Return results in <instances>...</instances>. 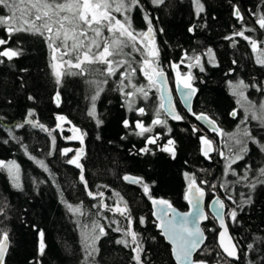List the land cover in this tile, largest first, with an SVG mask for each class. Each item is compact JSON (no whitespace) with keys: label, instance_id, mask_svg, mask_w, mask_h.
<instances>
[{"label":"snow or ice","instance_id":"obj_1","mask_svg":"<svg viewBox=\"0 0 264 264\" xmlns=\"http://www.w3.org/2000/svg\"><path fill=\"white\" fill-rule=\"evenodd\" d=\"M154 10H163L170 7L169 0H148ZM231 7V15L240 24V28L235 29L224 39L230 41V46L235 48L240 40L247 42L253 54V63L264 70V0L258 10H248V15L253 19L246 21L244 12L234 0H227ZM193 10L194 22L191 23L187 31L195 35L197 30L207 27L205 20L206 6L204 0H190ZM139 12L146 25V30H138L133 27V14ZM121 17V18H118ZM159 17L148 11L145 7V0H0V31H3L7 39L0 38V46L9 44L14 36L28 34L40 36L47 48L51 51L50 68L55 84L60 86L66 76L89 77L86 83L90 87L91 107L87 115L91 117L99 128L104 121L97 113L96 101L104 91V85L116 77V89L124 98L123 105L126 110L133 113L138 119L122 120L125 129L130 130L131 135H135L143 140V146L136 151L129 149L134 156L148 155L158 156L166 154L171 160L177 159L178 145L172 127L168 121L185 122L187 116L177 110V106L172 103L171 93L167 102L161 95L160 103L151 113L150 124H145L143 117L149 115L145 107L136 106V98L144 101L149 99V91L152 88L163 89L168 81L163 66L160 64L159 46L155 44V36L163 29L156 24ZM252 25V26H249ZM260 32L262 38H255L254 35ZM128 49V51H125ZM59 53V56L56 55ZM22 55V50L18 47H6L0 50V65L5 62L11 63ZM139 56V60H135ZM206 58V60L204 59ZM187 62V63H186ZM138 64L139 67H134ZM206 64L219 67L216 62V54L212 48H207L202 53L196 50L185 51L179 62H170L169 67L175 73L173 79L177 85V90L182 92L184 103L188 105L187 115L193 116L195 120L202 121L209 131L220 137V141L209 138L206 134L199 135L201 143V155L206 160H211L212 153H215L220 160L224 161L223 177H234L232 180H224L220 188L229 193L221 199L214 195L211 201L214 208L213 218L218 220L220 231L216 234L217 247H210L206 241L209 237L207 232H216V229L201 228L200 222L206 221L208 216L200 211V203L207 195V189H216L215 183H210L206 179H199L195 173L185 172L186 190L184 200L195 209L194 212L179 213L173 204L167 199L156 197L152 188L154 182H146L142 176L123 175V181L139 185L143 194L153 205V216L159 228L160 235L171 246V256L175 264H264V234L254 233L251 242L241 245L229 231V224L225 217L232 224H239L238 216L245 210L246 206L255 203L254 194L257 189L264 190V164L256 165L249 163L252 159L253 147L257 155L264 156V136L260 135L264 131V79L257 76L251 77V82L242 78L228 79L225 83L230 90V94L235 97L238 108H233L228 115L233 120H238L237 131L226 132L218 126L214 117L203 112L197 113L192 110L190 101L198 92L194 82L197 79L192 73V68L196 67L199 72L206 71ZM237 61L233 60L232 65ZM188 69L181 72V66ZM121 69H124L121 71ZM26 72L27 69H22ZM139 72L147 80L148 84L138 85L133 82V77ZM235 68H229L226 76L232 77ZM117 73L119 75L117 76ZM21 87H24L23 77ZM254 90L259 95L258 100L250 98L249 90ZM29 100L35 97L28 96ZM60 92L55 94L57 107L60 106ZM12 101L9 100L8 104ZM243 109V114L240 110ZM35 109L29 108L22 120L19 122L7 123L6 117L0 114V135H3L2 143L7 145L15 143L23 150L30 161H33L44 172L49 173V179L59 187L48 164L44 159H37L29 151V145L24 142L27 129H38L51 138L48 156H52L56 149L57 136L53 135L57 130L63 131V123L71 124V121L62 114H56V125L54 128L47 127L44 123L36 119ZM256 121L257 130L251 127V122ZM160 128L162 131H155ZM22 130V131H21ZM72 136L63 137L65 140L79 139L83 144L84 136L81 129L73 125ZM166 130V131H163ZM186 131L187 129H181ZM193 124L191 132L193 135L203 132ZM20 132V134H18ZM79 133L77 136L76 134ZM100 137L97 136V139ZM127 137H121L126 139ZM135 148V145H132ZM71 148L59 149V154L65 157V163L78 170L77 176L79 184L87 197L96 201L92 205L97 209L90 214L84 211L81 204L74 205L69 200L63 198L61 192V203L67 211L77 217L76 223L80 230L81 247L78 257V264H101L98 261L101 248L99 246L102 238L109 236V229L120 234V238L115 240L116 245L130 251L129 264H150L149 252L145 247L142 233L136 225L144 226L146 219L143 216L134 218L128 202L119 192L112 195L117 199L108 204L105 202L104 191H92L91 185L86 178V165L83 163L86 155L83 148L75 150L74 155L69 153ZM240 162H244L242 165ZM235 166V167H234ZM242 167V172H237V168ZM202 171L208 172V169ZM0 172L7 175L11 186L17 191H24V186L20 182L21 166L15 160H0ZM35 183V180L33 181ZM43 183V181H41ZM240 185L248 189V192H240L239 199L230 192V186ZM107 188L106 185L97 186ZM225 200L230 204H226ZM7 204L0 205V264H8L11 251V235L5 221L8 219ZM228 209L227 212L224 210ZM111 213V216L105 215ZM117 216L119 219H117ZM79 217H84L83 222ZM194 217V219H190ZM104 221L105 223H102ZM115 225V227H113ZM39 243L37 248V259L35 264H42L40 258L46 255L45 234L39 231ZM153 239H155L153 237ZM31 264V262H30Z\"/></svg>","mask_w":264,"mask_h":264},{"label":"trees","instance_id":"obj_2","mask_svg":"<svg viewBox=\"0 0 264 264\" xmlns=\"http://www.w3.org/2000/svg\"><path fill=\"white\" fill-rule=\"evenodd\" d=\"M234 2L241 7L246 21L253 19L248 15V10H258L261 6V0H234ZM204 3L207 10L205 14L207 27L202 29V31L200 30V32L197 30L195 35L187 31L189 25L194 22L190 0L184 2L169 0L170 7L163 10H154L149 3H145V7L159 17L156 26L163 29V32L156 34L155 44L159 46V60L165 71L170 69V62H179L180 57L183 55L182 50L192 47L193 41L198 40L199 37L202 43L197 42L198 44L219 48L218 54L221 68L212 69L208 77L204 75L201 77L203 81L199 86V93L192 108L197 113L203 112L211 117L217 116L219 119L225 120L232 104L225 96L221 71L224 69L227 72L232 67L235 68V71L243 66L246 70H249V68L253 69V67H248L245 64L247 57L245 50H241L239 55L237 52H230L227 49V43L223 41L225 36L240 28V24L231 15V7L227 0H204ZM133 16V27L138 30H144L146 25L142 15L136 12ZM252 35L255 38H262L259 31ZM0 38L7 39L3 31H0ZM241 43L246 44L242 40ZM6 47H18L22 50V55L9 63L10 65L6 63V66L3 67L4 69H1L4 70L0 72V105L2 113L9 115L8 113L16 112L18 106H20L21 110L32 108L36 111V119L47 127L54 128L56 125L55 116L59 114V107H57L55 101L57 85L49 66L51 63L49 49L40 36L23 33L14 36L9 44L0 48L4 49ZM125 51H128V49H125ZM134 58L139 60V56ZM233 60L237 61L236 65H232ZM133 66L139 67L138 64ZM22 69H27V71L24 72ZM21 77H23L24 87H21ZM143 82L139 81L141 84ZM169 82L172 85L173 81ZM115 88L114 81H109V84L104 85L102 109L105 112L107 121L105 135L107 137L114 135L116 145L111 147L108 152H105V155L91 162V166L86 171V178L91 185L92 191H104L106 203L112 204L117 199L112 193L119 192L128 202L134 218L145 217L146 224L144 226L137 224L136 227L142 233L141 238L148 249L150 264H174L169 246L161 238L159 231L156 230V225L152 218L151 202L143 194L139 185L129 184L123 181L122 177L130 174L142 176L146 182H154L152 192L156 197L167 199L175 208L186 212L189 206L187 201L184 200L185 192L182 189L179 177L175 173H170L172 167L176 168L177 173H195L198 181L199 179H206L210 183L217 185L216 189H207V203L214 195L224 199L226 194L220 188L216 179L217 155H213L211 160H206L201 155V144L198 139L200 133L192 134L191 127L195 123L191 116L187 124H173V133L177 140L178 152L177 159L173 160L172 163L169 161L156 163L143 158L142 155H131L129 149L133 152L136 149L132 148L133 143L128 140V129H125L122 125V120L126 116L125 111L112 94V90ZM30 95L35 97L34 101L28 99ZM9 100L12 101L11 104H8ZM181 129L187 130L182 131ZM43 134L49 147L51 138L45 133ZM260 135L264 136L262 132H260ZM121 137L127 138L121 139ZM3 138L4 136L0 135V160H15L21 166L20 182L24 186V191H22L23 199L19 205V214L24 216L25 223L22 227L25 229L27 237L26 246L31 264H35L37 259L38 233L40 230L45 234L47 245L46 255L40 258L42 264H64L65 253L61 245L62 241L58 239V236L61 237V234L65 231L61 216L63 204L60 202L59 191L62 190L65 196L73 203L81 204L82 202L81 205L91 214L97 211V209L92 207L96 201L86 196L83 186L79 184L75 168L70 165L53 162L56 152L52 156H45L48 157L45 158V163L48 164L59 187L49 179V173L44 172L36 165L33 166L29 162V159H27L18 145L11 142L5 145L2 143ZM62 145V141L57 137L56 149H61ZM31 153L41 157L39 151H31ZM50 161L53 163H50ZM203 169H208L209 171H202ZM34 180L35 183L33 182ZM100 185H106L107 188H98L97 186ZM211 191L214 192V195L211 194ZM227 202L225 200V203ZM4 203L7 204L6 211L8 215L5 223L11 235V209L8 200L5 198L3 182L0 179V205ZM105 215L111 216V213H105ZM117 219H119L118 216ZM226 222L230 224L227 216ZM243 223L245 230L249 231L250 234H264V192L256 198L251 213L244 218ZM0 227H3V225H0ZM202 228L216 229V232L206 231L205 234L209 237L206 243L210 247H217L216 234L218 230L215 221L209 215ZM116 234L120 237V234ZM102 248L104 250L105 264H129L131 255L129 250L123 249V247L117 250L109 243H105ZM12 256H14V249L11 246L8 264H12ZM212 264H215V261Z\"/></svg>","mask_w":264,"mask_h":264},{"label":"rangeland","instance_id":"obj_3","mask_svg":"<svg viewBox=\"0 0 264 264\" xmlns=\"http://www.w3.org/2000/svg\"><path fill=\"white\" fill-rule=\"evenodd\" d=\"M179 1L184 2L187 0H179ZM118 18H121V17H118ZM144 30H146V27ZM198 32H200V30H198ZM155 38H156V36H155ZM237 40L239 41V43H237L235 48L230 46V44H231L230 41H227L225 39L223 41H225L227 43V49L230 52H237L239 55L241 53V50H245V53H247L245 64H247L248 67H253V69L249 68V70H246V68L243 66L242 68H239L238 70H236L235 74L232 77L226 76L225 75L226 71L224 69L221 71L222 77H223V90H224L225 96L227 97L228 101L232 104V107H231L232 109L238 108L239 106L236 104L235 97H233L230 94V90L225 83L228 79L242 78L247 82H251V77L254 75L257 76L258 79H264V70L260 69L258 66H256L253 63L254 57H253V54L251 53L250 47L247 45V42H245L246 44H242L239 37H237ZM201 41L202 40L200 37L198 38V40L197 39L194 40L192 47L182 50V54H184L185 51L191 52L192 50H196L198 53H202L207 48H212L216 54V62L220 66L219 67H213L211 64H206L205 65L206 71L203 72V75L205 77H208L210 75V72L212 69L221 68V61H220L219 54H218L219 48H217L215 46H211V45L198 44V43H202ZM0 50H3V49L0 48ZM49 52H50V58H51L52 53L50 50H49ZM56 55L59 56V53H56ZM204 59L206 60V58H204ZM249 61H250V63H248ZM6 63L9 64V62L6 61L5 64L0 65V72L4 71L1 69H4L3 67L6 66ZM51 63H52V61H51ZM181 68H182V69H180L181 72H187L188 71V69L185 68L183 65L181 66ZM247 71H249V72L247 73ZM198 72H199L198 68H196V67L192 68V73L194 76L197 77ZM250 72H252V73H250ZM199 73H201V72H199ZM86 79H90V78L89 77H80V76H66L64 78L63 84L60 86L57 85V87H56V92L59 91L60 97H61L60 106H59V114L66 116L67 119L71 121V124L63 123L62 126L63 127L65 126V128L72 129L73 125H75V127H78L79 129H81V131L83 133H86V135L84 136L83 144H81L79 142V139L65 140L63 138L65 136H70L71 135L70 133H66V135H64V133L59 134V135L57 133H54V135L59 137V139L62 141L63 147L61 149L71 148L74 150L73 152L69 153V156L74 155L75 150H77V149H80V148L84 149L86 155L84 157L83 163H85L86 169L88 170V168L91 166V162L94 159L102 157L103 155H105V152H108L111 147L116 145V139H115L114 135H111V137H107L105 135V132L107 131V129H106L107 128V121L105 118V112L102 109L104 92L101 93L100 98L96 101L97 113H98L99 117L103 119V121H104L103 125L98 128L96 126L95 121L87 115V112L91 107V101H90V87H89V84L86 83ZM133 82L138 84V85L141 84V83H138V81H136L135 77H133ZM197 82H198V79L195 80L194 84ZM114 83L116 85V81H114ZM143 83L145 84V86H147V84H148L147 81H146V83H145V81ZM143 83H142V85H144ZM115 89L112 90V94L115 96L117 102L121 105V107L125 111L126 118L129 119L130 121L133 119H138L139 117H135L133 115V113H130L126 110V107L123 105L124 98ZM0 94H1V91H0ZM249 94H250L251 99H253V100L259 99V95L255 94L254 90L250 89ZM0 98H1V96H0ZM151 99H152V102H151ZM160 102L161 101H160V95H159V89L158 88H152V90L149 91V99L147 101H144L142 98H139V97L136 98V106L137 107H141V106L145 107L146 110L149 111V115L143 117L146 125L150 124V121L152 118L151 113L155 110V108L158 106V104ZM16 109H17L16 112L13 111L12 113H8L9 115H7L5 113H2V109H1V105H0V114L5 115L7 123L19 122L20 120L23 119L27 110L26 109L21 110L20 106H18V108H16ZM8 111H11V110H8ZM230 111L231 110L229 109L228 112H230ZM240 114L241 115L243 114V109L240 110ZM146 117H147V120H146ZM238 122H239L238 120L230 119L227 116L225 118V120L223 119L222 122L219 121L218 126H221L226 132L234 133L237 131L236 126H237ZM168 123L173 129L174 123L171 121H168ZM251 127L254 130L255 129L257 130L258 126H257L256 121L251 122ZM155 131L160 132L162 130L160 128H156ZM163 131H166V130H163ZM261 132L264 135V131H261ZM18 134H20V132H18ZM24 135H25L24 142L29 145L30 153H31V151H39V153H41V157H38L33 153H31V154L38 157L37 159H44V161H45V158H48L45 156H48L47 152L49 150V147H48L47 142H46V137L44 138L43 132L39 131L38 129H32L29 127L27 129L26 133H24ZM104 135H105V137H104ZM97 136H99L100 138L97 139ZM127 137H128V140L135 145V149H139L140 147L143 146V143H144L143 140L140 139L139 137L135 136V135H131L129 129H128ZM252 147H253V153L250 154L252 156V159L249 161V163H253L256 165L264 164V156L257 155L255 152L254 146H252ZM57 150H58V148H57ZM142 157L145 159H148L152 162H156V163H159V162L160 163H166V161H169L170 163L173 162V160H171L166 154H161L158 156L142 155ZM65 159H66L65 157H63L59 154V150H58L55 153V156L53 158V162H55L57 164L68 165L64 162ZM29 162H31L33 164V166L36 165L33 161L29 160ZM53 162L50 161V163H53ZM240 163L242 165L244 162H240ZM165 165H167V164H165ZM223 166H224V161L220 160V158L218 157V168H217V178L216 179H217V182L219 183V185L224 180L234 179V177H231V176L223 177V175H222ZM71 167H73V166H71ZM76 171L78 173L77 169H76ZM176 171H177L176 168L172 167V171L170 173H175L179 177V180L181 181V185H182V180H184L185 183H187L185 180V177L183 175L184 173H181V172L177 173ZM237 172H242V167L237 168ZM127 175H130V174H127ZM132 176H134V175H132ZM0 179L3 182L5 198L8 200L9 206L11 209L10 210L11 211V246H12V249H14V256L11 257V262H12V264H30L31 260L28 257V250H27V246H26L27 245V242H26L27 237L25 234V229L22 227V225H24V223H25L24 222V216H21L19 214V205L21 204L22 199H23V192L17 191L15 188H13L11 186V183L8 180L7 175L4 172H0ZM61 192H63V191L62 190L59 191L60 194H61ZM230 192L235 198L239 199V193L240 192L247 193L248 189L243 188L240 185H235L234 188L232 186H230ZM263 192H264V190H261L259 188L257 189V191L254 194L255 202H256V198ZM224 193L226 195L229 194L225 191H224ZM60 197H61V195H60ZM63 198L69 200L65 196L64 193H63ZM69 202H71V201L69 200ZM71 203H73V202H71ZM73 204L77 205L79 203L74 202ZM227 204H230V202L228 201ZM254 205H255V203L252 206H246L245 210L243 212H240V214L238 216V219L240 221L239 224H232L228 220L230 222L229 226H230V230H231V235L236 240H238L242 246L246 245V243L251 242V240H252L253 234H250L249 231L245 230L243 220L248 214L251 213ZM81 207L84 211H86L82 205H81ZM230 207H235V205L230 204ZM227 211H228V209H227ZM61 213H62L61 216H62V220L64 222L63 224L65 226L64 229H65L66 233H65V231H63V234H61L62 236L61 237L58 236V239L62 241L61 245H62L63 251L65 253L64 264H78V257L80 255V247H81V236H80V230L77 227V223H76L77 217L71 215L67 211V209L64 205H63V209H62ZM89 214H90L89 218H91V213H89ZM79 219L81 222H83L85 220L84 217H79ZM101 222L105 223L104 221H101ZM118 238H120V237L115 232H112L109 229V236L101 239L100 244H99V246L101 248V252H100V256L97 258L98 261L101 262V264H105L104 250H103L102 246L105 243H109L112 246H114L115 249L119 250L120 247L122 248V246L115 244V240ZM15 252L17 255L15 254ZM123 253H124V250H123Z\"/></svg>","mask_w":264,"mask_h":264},{"label":"water","instance_id":"obj_4","mask_svg":"<svg viewBox=\"0 0 264 264\" xmlns=\"http://www.w3.org/2000/svg\"><path fill=\"white\" fill-rule=\"evenodd\" d=\"M183 91H184L183 89H181V90H177V85H176V86H175V92H174V94H173L172 91H171V89H170L169 83H168V81H167V83L164 85V88H163L162 90L159 89V95H160V97H161V95H163V97H164V102L166 103L167 100H168V98H169V93H171V100H172V103L175 104V103H174V100H175V97H176V99L179 101L180 105L182 106V109L187 113L188 105L184 103L183 96H182V92H183ZM195 96H196V94L192 97V99H191V101H190L191 108H192V104H193V101H194V99H195ZM170 121H171V122H174V123H178V122L173 121V120H170ZM195 123H196V125H197L198 127L203 128L204 131H206V132H208V133H214V132L208 130V128H207V126L204 124V122L195 120ZM63 131H65V132H69V133L71 134L70 136H72V135L74 134L73 130H72V129H69V128H64ZM76 135H78V133H77ZM213 198H214V197H213ZM213 198H212L208 203H206V196H205L204 200L200 203V206H199V207H200V211H202V212H203L205 215H207V216L209 215V216L215 221L216 226H217V230L220 231L218 220H216V219L213 218V216H214V208L212 207V204H211V201L213 200ZM188 206H189V209H188V211H186V212H182V211L178 210L177 208H176V209H177V211H178L179 213H181V214H183V213H187V212H194V213H195V209H194L192 206H190L189 204H188ZM153 211H154V208H153V205H152V218H153L154 223H155V225H156V230L159 231V228L157 227V223H158V222H155V217L153 216ZM224 211L226 212V209H225ZM190 219H194V217H192V218H190ZM225 221H226V217H225ZM205 223H206V221H201V222H200V226H201V228H202V226H203ZM226 223H227V222H226ZM229 231H230V230H229ZM159 233H160V232H159ZM160 236H161V235H160ZM161 238H162V239L165 241V243L169 246L170 251H171V246L167 243V241H166L162 236H161ZM171 258H172V256H171ZM172 260H173V262H174V264H175V261H174L173 258H172Z\"/></svg>","mask_w":264,"mask_h":264},{"label":"flooded vegetation","instance_id":"obj_5","mask_svg":"<svg viewBox=\"0 0 264 264\" xmlns=\"http://www.w3.org/2000/svg\"><path fill=\"white\" fill-rule=\"evenodd\" d=\"M145 3H149L148 2V0H145ZM150 4V3H149ZM182 69V68H181ZM124 69H121V71H123ZM187 70V69H186ZM165 73H166V75H167V77H168V83H169V86H170V89H171V91H172V93L174 94V92H175V86H176V83H175V80L173 79V77L175 76V73L172 71V69L170 68V69H167L166 71H165ZM119 74V73H118ZM118 74H117V76H118ZM203 76V73H199L198 72V74H197V79H198V82L197 83H195V86L198 88V92L196 93V96H195V99H194V101H193V104H194V102H195V100H196V98H197V96H198V93H199V86L201 85V83H202V77ZM135 78H136V81H138V83H139V81H147L145 78H144V76L142 75V74H137L136 76H134ZM110 81H116V77H113ZM169 81H173V83H172V85H170V82ZM174 103H175V105L177 106V110L178 111H181L182 113H184L186 116H187V120L185 121V122H178V123H182L183 125L186 123H188L187 121H189L188 119L190 118V115H187V113L182 109V106L180 105V103H179V101L176 99V97H175V100H174ZM193 104H192V107H193ZM192 110H193V108H192ZM230 110H232V108H230ZM229 113V112H228ZM228 113H227V115H226V117L228 116L230 119H232L229 115H228ZM191 118L193 119V121H194V123H195V118L193 117V116H191ZM214 118L216 119V121H217V124H219V121L220 122H222L223 120L222 119H219L217 116H214ZM170 121V120H169ZM174 123V122H173ZM174 124H177V123H174ZM195 125H196V123H195ZM68 127V126H67ZM65 128V126L63 127V129ZM200 128V127H199ZM70 129V128H69ZM54 133H57L58 135L59 134H62V133H64V135H66V133H69V132H65V131H60V130H57V132H54ZM207 135L209 138H212V139H214V140H216V141H220V137L219 136H217L215 133H208V132H206V131H203V132H201L199 135ZM78 135H79V133H78ZM77 135V136H78ZM198 135V136H199ZM199 142H200V140H199ZM201 144V143H200ZM213 155H215L216 156V154L215 153H212V156ZM217 159H218V156H217ZM218 183V182H217ZM218 185H219V183H218ZM220 186V185H219ZM182 189L184 190V192H185V190H186V183H185V181L184 180H182ZM211 194L212 195H214V192L213 191H211ZM207 196V195H206ZM206 199H207V197H206ZM206 203H207V200H206ZM228 203V202H227ZM226 203V204H227Z\"/></svg>","mask_w":264,"mask_h":264}]
</instances>
